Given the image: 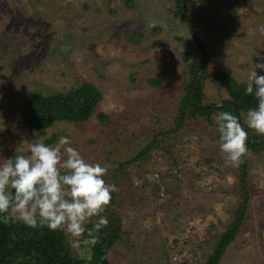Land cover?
Here are the masks:
<instances>
[{"label":"rangeland","instance_id":"374dc122","mask_svg":"<svg viewBox=\"0 0 264 264\" xmlns=\"http://www.w3.org/2000/svg\"><path fill=\"white\" fill-rule=\"evenodd\" d=\"M184 9L189 24L175 14V0H0V157L26 152L37 133L50 145L70 137L90 163L127 164L129 182L115 192L122 234L110 264H205L239 205L237 167L225 164L205 121L130 163L172 125L187 81L184 57L204 56L208 104L228 97L211 82L216 72L242 83L264 59V0H187ZM83 81L103 95L87 122L40 132L25 125L30 96ZM246 181L243 225L219 264H264V153L249 156ZM72 252L89 258L88 248Z\"/></svg>","mask_w":264,"mask_h":264},{"label":"trees","instance_id":"16d2710c","mask_svg":"<svg viewBox=\"0 0 264 264\" xmlns=\"http://www.w3.org/2000/svg\"><path fill=\"white\" fill-rule=\"evenodd\" d=\"M186 2L187 0H175V8L178 9L175 14L182 21H188L189 24V18L184 9ZM190 30L195 31L193 25L190 26ZM199 47L201 55H203V48L200 45ZM184 61L187 63V81L183 87L172 125L167 130L154 134L130 163L147 159L146 155L164 140L182 130L187 131L189 122L202 120L212 125L218 140L216 125L212 119L214 113L230 110L240 119L248 133L247 147L251 154L246 156L244 162L237 167L240 186L239 205L234 214L233 223L230 224L226 232L220 235L205 262V264H219L223 253L235 240L239 229L242 228L250 200L249 185L246 181L247 161L251 155L259 156L264 153V135L253 133L243 122L241 113L257 104L254 95H245L246 81L237 83L228 72H216L211 82L219 92L224 89L228 97L221 99L219 103L208 104L204 102V82L207 78L204 56L192 62H189V58L186 56ZM102 96V92L88 81H83L82 84L66 93L45 96L33 94L26 100L23 108L25 125L31 131L40 132L55 123L78 125L87 122L96 112ZM97 118L100 123H109L110 120L103 113H97ZM52 141L53 139H49L47 144ZM126 167L127 164L124 163L117 168L109 169L108 174L104 177L105 181L115 184L116 187H119L124 181L129 182ZM117 197V193H112L110 205L103 213L108 218L109 224L101 230L100 243L88 247L89 258L75 256L62 231H50L47 227L32 229L21 222H14L10 225L0 223V264H110L109 259L102 260L101 257L106 251L111 252L121 238L122 221L118 212L113 208L116 205ZM86 227L91 228L92 224L89 223Z\"/></svg>","mask_w":264,"mask_h":264},{"label":"clouds","instance_id":"9594fccd","mask_svg":"<svg viewBox=\"0 0 264 264\" xmlns=\"http://www.w3.org/2000/svg\"><path fill=\"white\" fill-rule=\"evenodd\" d=\"M260 73H264V59L254 65L246 81L245 95H254L257 104L241 116L248 129L264 135V75ZM212 119L225 164L238 167L251 154L247 131L230 110L216 112ZM34 136L27 141L26 152L0 157V223L62 231L69 247L83 255L85 248L100 243L101 230L109 224L103 213L118 189L104 179L108 166L86 161L71 146L70 137L60 136L50 145L43 136ZM89 223L91 228L86 227ZM110 256L106 251L101 259Z\"/></svg>","mask_w":264,"mask_h":264}]
</instances>
